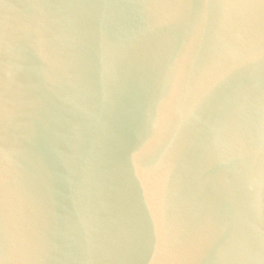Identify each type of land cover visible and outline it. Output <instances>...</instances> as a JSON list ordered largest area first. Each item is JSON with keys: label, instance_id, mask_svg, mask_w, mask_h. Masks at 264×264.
I'll return each instance as SVG.
<instances>
[{"label": "water", "instance_id": "obj_1", "mask_svg": "<svg viewBox=\"0 0 264 264\" xmlns=\"http://www.w3.org/2000/svg\"><path fill=\"white\" fill-rule=\"evenodd\" d=\"M0 264H264V0H0Z\"/></svg>", "mask_w": 264, "mask_h": 264}]
</instances>
